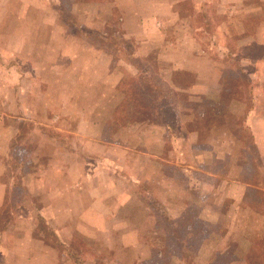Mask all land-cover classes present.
Instances as JSON below:
<instances>
[{"label": "rangeland", "instance_id": "rangeland-1", "mask_svg": "<svg viewBox=\"0 0 264 264\" xmlns=\"http://www.w3.org/2000/svg\"><path fill=\"white\" fill-rule=\"evenodd\" d=\"M236 1L0 0V264L264 262V192L232 196L264 186V2Z\"/></svg>", "mask_w": 264, "mask_h": 264}, {"label": "crops", "instance_id": "crops-1", "mask_svg": "<svg viewBox=\"0 0 264 264\" xmlns=\"http://www.w3.org/2000/svg\"><path fill=\"white\" fill-rule=\"evenodd\" d=\"M254 1H258V2H264V0H254ZM236 4L233 5V7H236L239 3H243L241 5H243L247 10H249L247 8V0H237L235 2ZM257 7L261 8L260 6H258L256 4ZM254 8V9H251L252 11L254 10L255 11V14H251V18L254 19V21L257 20V22L255 23L254 27L252 28L253 30L251 31V34H255L257 36V39L256 38H253L249 43H247V50L250 48L251 51L250 53H255V50L256 49H264V40H263V37H264V12L261 13V15H258V8ZM235 10H232L230 11V14H232V12H234ZM173 16V15H172ZM259 17H262V19L258 20ZM246 19L247 18V15H246ZM246 29H247V26L246 25H242V31L241 32H246ZM250 46V47H249ZM257 55L256 57H253L254 60L256 61H259L261 60V58H259L260 56L258 54H255ZM175 66V65H174ZM116 81H118V78L116 79ZM252 110H250L249 112V115H248V119H249V116L251 114ZM258 122V121H257ZM257 122H251L248 120V123H250V127L251 129L253 128H256L257 127ZM3 126H1L0 128H2ZM160 129H164L162 127H159ZM253 135H254V143L258 145V143L260 142L258 136L256 135V133L254 132V129H253ZM9 140H7V137L6 135H3V133L1 132L0 133V163L3 162L5 156H7V151H8V143ZM259 146V145H258ZM74 162V161H73ZM76 163V162H74ZM2 171V169H0ZM2 173L0 172V177H1ZM113 183V181L110 180V184ZM254 191V192H257V190L261 189L262 192H264V186L263 187H257L255 185H250V184H239L238 187H236V191L234 192L235 194L232 195L233 198H234V204L236 205V209H241L240 211H246L247 208L246 207H250V210L253 212V213H256L258 215L259 212L256 211L255 209H252L251 207H254V204L255 203H252V204H249L248 202H245L244 200L246 199V196H247V192L248 190H251ZM4 190L2 184L0 183V193H2ZM49 192V191H48ZM249 195V194H248ZM233 204V205H234ZM254 225H257L258 228L260 229V227H263L264 228V219L262 218V220L260 221L259 219L256 220V222L254 223ZM30 237L29 234H26V237H22L21 239L19 240H24L25 242L28 241V238ZM246 240L247 242H251V243H255V242H261L264 240V233H259V234H256L254 236H251L250 238H246L244 239ZM252 246V245H251ZM14 253V256L15 257H18V254L17 252L13 251ZM12 253V254H13ZM247 256V253L246 254H243L240 258H244ZM228 264H253V263H247L246 260H237V261H234V262H230ZM254 264H264V262H258V263H254Z\"/></svg>", "mask_w": 264, "mask_h": 264}, {"label": "trees", "instance_id": "trees-1", "mask_svg": "<svg viewBox=\"0 0 264 264\" xmlns=\"http://www.w3.org/2000/svg\"><path fill=\"white\" fill-rule=\"evenodd\" d=\"M121 85V83H119V86ZM146 86V85H145ZM147 87V86H146ZM148 88V87H147ZM135 88L131 89V94L135 97L136 93H135ZM127 96V95H126ZM143 99V98H142ZM136 102V105H135ZM135 105V106H134ZM142 101H141V97L140 98H135L134 101L130 102L127 104L128 106V111L126 112V116H129V118L133 117L134 115H138L141 113L142 110ZM134 106V107H133ZM3 218V217H2ZM1 219V217H0Z\"/></svg>", "mask_w": 264, "mask_h": 264}]
</instances>
